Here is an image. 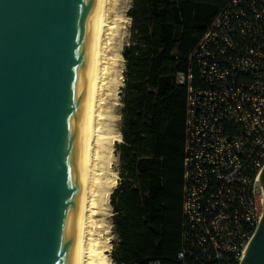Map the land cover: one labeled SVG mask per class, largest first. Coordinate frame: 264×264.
Wrapping results in <instances>:
<instances>
[{
    "label": "water",
    "instance_id": "water-1",
    "mask_svg": "<svg viewBox=\"0 0 264 264\" xmlns=\"http://www.w3.org/2000/svg\"><path fill=\"white\" fill-rule=\"evenodd\" d=\"M98 2L0 0V264H74Z\"/></svg>",
    "mask_w": 264,
    "mask_h": 264
},
{
    "label": "built area",
    "instance_id": "built-area-1",
    "mask_svg": "<svg viewBox=\"0 0 264 264\" xmlns=\"http://www.w3.org/2000/svg\"><path fill=\"white\" fill-rule=\"evenodd\" d=\"M190 66L176 77L187 88L177 261L238 264L262 215L264 0H230Z\"/></svg>",
    "mask_w": 264,
    "mask_h": 264
},
{
    "label": "trees",
    "instance_id": "trees-1",
    "mask_svg": "<svg viewBox=\"0 0 264 264\" xmlns=\"http://www.w3.org/2000/svg\"><path fill=\"white\" fill-rule=\"evenodd\" d=\"M229 1L132 0L127 10L112 264H180L187 88L176 77L188 75L193 51ZM192 79L200 84L194 67Z\"/></svg>",
    "mask_w": 264,
    "mask_h": 264
},
{
    "label": "rangeland",
    "instance_id": "rangeland-1",
    "mask_svg": "<svg viewBox=\"0 0 264 264\" xmlns=\"http://www.w3.org/2000/svg\"><path fill=\"white\" fill-rule=\"evenodd\" d=\"M131 3L132 0H110V19L113 27L108 33H106V35L112 40V47L115 45L118 46V51H115V55H111L113 60H108L113 71V78L106 82L107 85L104 91V94H106L104 101L105 104L101 107L103 117L99 119L98 124V127L103 134L102 137H107V141L105 140V143L103 142L106 149L100 150L101 159L97 162L98 166L99 162L102 163L101 169L103 171L101 172L103 173L102 178L104 179V184L97 188V191L99 190V192L95 194L96 196L94 200L98 202H96L98 204H96V207H98L99 210L96 211L97 213L95 212L90 220L93 221V225L92 234L90 235L91 238L89 237V241H92L88 244V255L91 258H93L92 255L95 256L96 261L89 264H95V262L97 264H112L110 252L114 235L112 232V212L109 203V195L112 189L118 184V160L114 150L115 143L120 142L121 140L119 131L121 118L120 111L122 106L120 91L123 87L124 79V59L121 52L123 47L129 42L130 18L127 16V10Z\"/></svg>",
    "mask_w": 264,
    "mask_h": 264
},
{
    "label": "bare ground",
    "instance_id": "bare-ground-1",
    "mask_svg": "<svg viewBox=\"0 0 264 264\" xmlns=\"http://www.w3.org/2000/svg\"><path fill=\"white\" fill-rule=\"evenodd\" d=\"M112 27L113 25L110 19V0H99L97 33L91 68L86 120V137L77 227V249L74 264H89L96 261L95 256L92 255L93 258H91L88 255V244L92 241H89L93 225V221L90 220L95 212L99 210L98 207H96L98 202L94 200L96 196L95 194L99 192V190L97 191V188L104 184V179L102 178L103 173L101 172L103 171L101 169L102 163L99 162L98 166L97 162L101 159L100 150L106 149V147H104V143L107 137H102L103 134L101 133L98 124L99 119L103 117L101 107L105 104L104 101L106 94H104V91L107 85L106 82L107 80H111L113 78V71L108 63V60H113L111 55H115V51H118V46L115 45L112 47V40H110V37L106 35ZM95 264L97 263L95 262Z\"/></svg>",
    "mask_w": 264,
    "mask_h": 264
}]
</instances>
